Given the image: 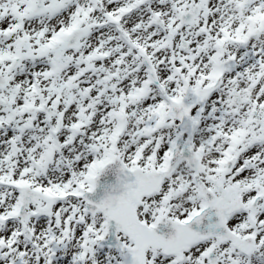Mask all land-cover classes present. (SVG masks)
<instances>
[{"label":"snow or ice","instance_id":"obj_1","mask_svg":"<svg viewBox=\"0 0 264 264\" xmlns=\"http://www.w3.org/2000/svg\"><path fill=\"white\" fill-rule=\"evenodd\" d=\"M0 264H264V0H0Z\"/></svg>","mask_w":264,"mask_h":264}]
</instances>
